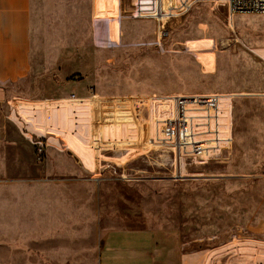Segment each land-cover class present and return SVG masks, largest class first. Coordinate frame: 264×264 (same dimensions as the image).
<instances>
[{"label":"rangeland","instance_id":"rangeland-1","mask_svg":"<svg viewBox=\"0 0 264 264\" xmlns=\"http://www.w3.org/2000/svg\"><path fill=\"white\" fill-rule=\"evenodd\" d=\"M29 37L0 108V264H93L111 230L264 264V13L31 0ZM193 94L223 97L228 143L181 163L148 102Z\"/></svg>","mask_w":264,"mask_h":264},{"label":"crops","instance_id":"crops-1","mask_svg":"<svg viewBox=\"0 0 264 264\" xmlns=\"http://www.w3.org/2000/svg\"><path fill=\"white\" fill-rule=\"evenodd\" d=\"M30 22L31 0H0V108L10 103L9 84L29 65ZM157 242L155 233L147 230L106 231L98 240L93 264L229 263L219 252L209 250L186 251L174 259L162 254ZM234 260L236 264H247L239 258Z\"/></svg>","mask_w":264,"mask_h":264},{"label":"built area","instance_id":"built-area-1","mask_svg":"<svg viewBox=\"0 0 264 264\" xmlns=\"http://www.w3.org/2000/svg\"><path fill=\"white\" fill-rule=\"evenodd\" d=\"M200 1H196L198 3ZM195 3V4H196ZM231 14L264 13V0H227ZM188 11V10H186ZM73 98H76L73 95ZM223 97L212 95H175L149 99L148 106L159 119L173 129L169 146L182 163L185 158L205 160L222 150L228 140L222 121ZM158 112V113H157ZM156 127H160L159 124Z\"/></svg>","mask_w":264,"mask_h":264},{"label":"bare ground","instance_id":"bare-ground-1","mask_svg":"<svg viewBox=\"0 0 264 264\" xmlns=\"http://www.w3.org/2000/svg\"><path fill=\"white\" fill-rule=\"evenodd\" d=\"M231 15H234V14H231Z\"/></svg>","mask_w":264,"mask_h":264}]
</instances>
